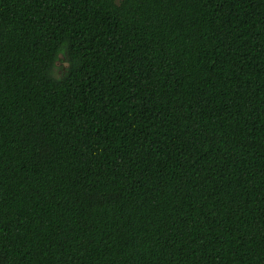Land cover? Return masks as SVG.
<instances>
[{
  "label": "trees",
  "instance_id": "trees-1",
  "mask_svg": "<svg viewBox=\"0 0 264 264\" xmlns=\"http://www.w3.org/2000/svg\"><path fill=\"white\" fill-rule=\"evenodd\" d=\"M0 264H264V0H0Z\"/></svg>",
  "mask_w": 264,
  "mask_h": 264
},
{
  "label": "rangeland",
  "instance_id": "rangeland-1",
  "mask_svg": "<svg viewBox=\"0 0 264 264\" xmlns=\"http://www.w3.org/2000/svg\"><path fill=\"white\" fill-rule=\"evenodd\" d=\"M60 58L61 59L57 63V67L55 68V72H54L55 75L58 77L62 76L68 67V62L66 61L64 55H61Z\"/></svg>",
  "mask_w": 264,
  "mask_h": 264
}]
</instances>
